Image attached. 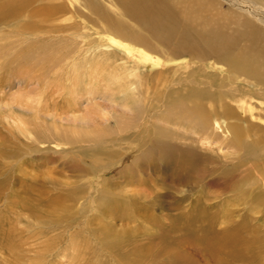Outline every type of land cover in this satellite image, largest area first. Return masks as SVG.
Listing matches in <instances>:
<instances>
[{
    "label": "rangeland",
    "instance_id": "374dc122",
    "mask_svg": "<svg viewBox=\"0 0 264 264\" xmlns=\"http://www.w3.org/2000/svg\"><path fill=\"white\" fill-rule=\"evenodd\" d=\"M58 1L52 19L0 23V264H214L216 235L264 240V85L119 0ZM213 1L201 13L240 30ZM28 48L51 60L18 67ZM193 80L224 91L207 129L161 117Z\"/></svg>",
    "mask_w": 264,
    "mask_h": 264
},
{
    "label": "bare ground",
    "instance_id": "6f19581e",
    "mask_svg": "<svg viewBox=\"0 0 264 264\" xmlns=\"http://www.w3.org/2000/svg\"><path fill=\"white\" fill-rule=\"evenodd\" d=\"M119 1L124 13L142 20L148 19L152 23L153 30L161 33H159L160 36L167 39H178L177 44L180 47L184 45L193 49L192 47L197 45V48H194V51L197 50L194 53L196 56L207 58L214 55L219 61L229 64V70L233 72L232 76L235 78L244 75L264 85V0H224L236 6L238 12L233 17L242 28L237 32L232 31L234 33H229L224 29L222 19L218 18L223 15L212 17L201 13L202 10L211 11L213 0H182L184 2L182 9H179L180 6L174 4L173 0ZM92 5L93 8L98 7L96 3ZM62 11H65V5L58 0H0V23L7 21L14 23L21 19L37 17L48 20ZM228 13L227 16L231 17ZM37 26L31 23L25 25L32 30H35ZM136 41H138L137 38ZM33 49L28 48L15 53L11 61L18 64V67L30 66L33 69L34 64L51 60L47 54L45 56L35 54L37 51ZM34 55L37 58L32 60ZM194 81L187 86V93L181 92L182 95L178 99L175 98L176 100L169 103L165 113L161 116L163 120L188 127L190 130L209 128L212 112L207 108L205 101L211 100L214 104L223 103L224 91L213 94L206 89L205 82L201 84ZM223 112L230 114L233 111L227 104ZM239 135V129L235 126L233 141L236 142L238 138H241ZM150 138L158 149L161 146L169 147L174 143L158 135ZM189 147L179 146L184 151L183 155H187L190 151ZM191 149L193 152L194 149ZM243 229L244 227L238 231L235 227V231L230 234L225 233L212 238L211 249L214 264H230V260L239 261L240 264H264V240L260 241L254 235L252 237L254 240L249 239L247 235H243Z\"/></svg>",
    "mask_w": 264,
    "mask_h": 264
}]
</instances>
